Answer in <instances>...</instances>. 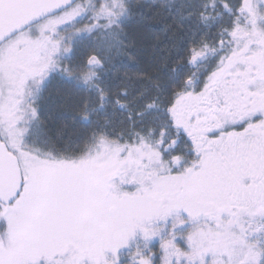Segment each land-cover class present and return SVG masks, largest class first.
Returning a JSON list of instances; mask_svg holds the SVG:
<instances>
[{
  "label": "snow or ice",
  "instance_id": "obj_1",
  "mask_svg": "<svg viewBox=\"0 0 264 264\" xmlns=\"http://www.w3.org/2000/svg\"><path fill=\"white\" fill-rule=\"evenodd\" d=\"M0 264H264V0H0Z\"/></svg>",
  "mask_w": 264,
  "mask_h": 264
}]
</instances>
